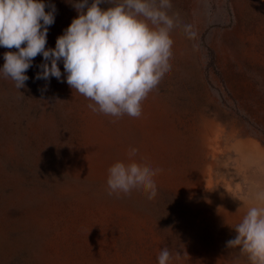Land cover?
Masks as SVG:
<instances>
[{"label": "rangeland", "instance_id": "1", "mask_svg": "<svg viewBox=\"0 0 264 264\" xmlns=\"http://www.w3.org/2000/svg\"><path fill=\"white\" fill-rule=\"evenodd\" d=\"M44 2L55 48L78 12ZM171 4V69L139 118L93 113L62 61L61 80L36 79L42 55L24 87L0 76V264H158L165 247L169 264H249L226 242L264 187V0ZM15 50L0 47V68ZM131 148L162 170L151 200L108 195L107 170Z\"/></svg>", "mask_w": 264, "mask_h": 264}, {"label": "clouds", "instance_id": "2", "mask_svg": "<svg viewBox=\"0 0 264 264\" xmlns=\"http://www.w3.org/2000/svg\"><path fill=\"white\" fill-rule=\"evenodd\" d=\"M105 3L110 6L102 8ZM72 6L78 16L58 36L55 48H46L55 5L0 0V47L16 49L4 53L0 76L20 89L29 79L25 73L34 58L42 55L36 79L61 80L62 61L67 84L90 101L87 107L93 113L139 118L143 101L171 69L170 34L179 26L170 15L171 0H73ZM183 28L189 38L194 35L190 25ZM137 152L131 148L130 162L116 161L108 168V195L142 189L149 200L156 196L154 177L162 170L134 160ZM250 199L252 206L226 246L239 248L249 264H264V187L255 186ZM170 259L166 247L157 256L158 264H169Z\"/></svg>", "mask_w": 264, "mask_h": 264}]
</instances>
